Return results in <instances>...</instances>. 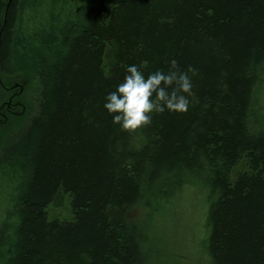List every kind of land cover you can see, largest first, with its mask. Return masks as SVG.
Returning <instances> with one entry per match:
<instances>
[{"label": "trees", "instance_id": "16d2710c", "mask_svg": "<svg viewBox=\"0 0 264 264\" xmlns=\"http://www.w3.org/2000/svg\"><path fill=\"white\" fill-rule=\"evenodd\" d=\"M173 63L198 70L189 110L113 124L127 66ZM263 99L264 0H0V264H145L126 210L186 186L207 192L212 264H264ZM67 196L75 218L50 219Z\"/></svg>", "mask_w": 264, "mask_h": 264}, {"label": "rangeland", "instance_id": "374dc122", "mask_svg": "<svg viewBox=\"0 0 264 264\" xmlns=\"http://www.w3.org/2000/svg\"><path fill=\"white\" fill-rule=\"evenodd\" d=\"M22 91L24 99L28 101V107L25 106L27 120L36 111L37 86L34 83L26 84ZM257 107H262L264 111V99ZM14 118L8 121V118H0V152L9 142L7 136L16 125ZM256 129H261V126L257 125ZM244 168L243 161L235 167L232 178L235 179ZM206 193L203 187L186 186L168 206L163 207L160 204L156 209H149L144 205H137L126 210L128 221L144 223L148 227L150 238L144 245L145 264H212V258L205 246L208 212ZM70 201L67 196L62 207L49 206L46 209L48 217L62 221L73 220L75 216Z\"/></svg>", "mask_w": 264, "mask_h": 264}, {"label": "clouds", "instance_id": "9594fccd", "mask_svg": "<svg viewBox=\"0 0 264 264\" xmlns=\"http://www.w3.org/2000/svg\"><path fill=\"white\" fill-rule=\"evenodd\" d=\"M197 71L192 66L181 71L173 63L167 72L157 69L145 75L141 66L129 64L123 82L106 92L103 107L112 116L113 124L126 131L147 127L154 115L166 110L187 112L190 97L194 96L193 76Z\"/></svg>", "mask_w": 264, "mask_h": 264}]
</instances>
